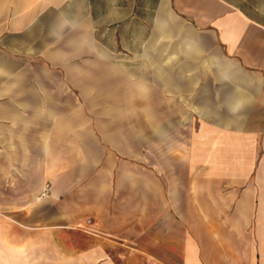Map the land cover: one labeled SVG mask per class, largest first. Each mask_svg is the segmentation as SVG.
<instances>
[{"label": "crops", "instance_id": "1", "mask_svg": "<svg viewBox=\"0 0 264 264\" xmlns=\"http://www.w3.org/2000/svg\"><path fill=\"white\" fill-rule=\"evenodd\" d=\"M0 264H264V0H0Z\"/></svg>", "mask_w": 264, "mask_h": 264}, {"label": "built area", "instance_id": "2", "mask_svg": "<svg viewBox=\"0 0 264 264\" xmlns=\"http://www.w3.org/2000/svg\"><path fill=\"white\" fill-rule=\"evenodd\" d=\"M48 189H49V184L46 185V191H45V194L48 193Z\"/></svg>", "mask_w": 264, "mask_h": 264}]
</instances>
